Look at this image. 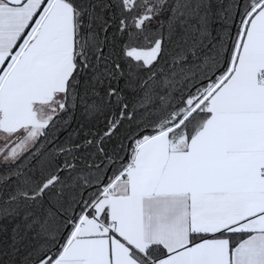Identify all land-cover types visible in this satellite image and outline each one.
Masks as SVG:
<instances>
[{
	"label": "snow or ice",
	"instance_id": "obj_1",
	"mask_svg": "<svg viewBox=\"0 0 264 264\" xmlns=\"http://www.w3.org/2000/svg\"><path fill=\"white\" fill-rule=\"evenodd\" d=\"M0 264H264V0H0Z\"/></svg>",
	"mask_w": 264,
	"mask_h": 264
}]
</instances>
